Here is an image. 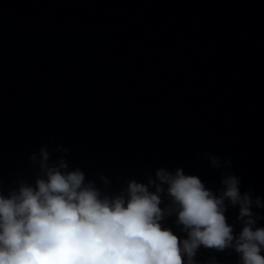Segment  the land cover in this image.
I'll list each match as a JSON object with an SVG mask.
<instances>
[{
    "label": "clouds",
    "instance_id": "obj_1",
    "mask_svg": "<svg viewBox=\"0 0 264 264\" xmlns=\"http://www.w3.org/2000/svg\"><path fill=\"white\" fill-rule=\"evenodd\" d=\"M51 155L47 146L30 154L39 168L34 184L22 180L7 195L0 190V264H197L202 247L232 249L240 264H264V227L257 226L264 216L253 211L264 209V198L241 193L230 159L206 155L214 170L224 169L218 192L183 167H161L146 183L130 179L108 194ZM230 207H238V234L227 222ZM172 216L185 238L163 226Z\"/></svg>",
    "mask_w": 264,
    "mask_h": 264
}]
</instances>
